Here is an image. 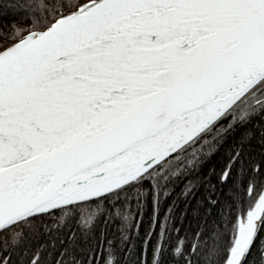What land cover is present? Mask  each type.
I'll list each match as a JSON object with an SVG mask.
<instances>
[{
	"label": "snow or ice",
	"instance_id": "6c2138e0",
	"mask_svg": "<svg viewBox=\"0 0 264 264\" xmlns=\"http://www.w3.org/2000/svg\"><path fill=\"white\" fill-rule=\"evenodd\" d=\"M0 264H264V0H0Z\"/></svg>",
	"mask_w": 264,
	"mask_h": 264
},
{
	"label": "trees",
	"instance_id": "16d2710c",
	"mask_svg": "<svg viewBox=\"0 0 264 264\" xmlns=\"http://www.w3.org/2000/svg\"><path fill=\"white\" fill-rule=\"evenodd\" d=\"M143 230H144V225L141 224V226H140V231L143 232Z\"/></svg>",
	"mask_w": 264,
	"mask_h": 264
}]
</instances>
